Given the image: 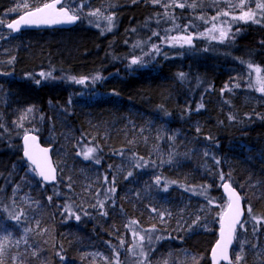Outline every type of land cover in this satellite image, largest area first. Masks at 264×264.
<instances>
[{"label":"trees","instance_id":"16d2710c","mask_svg":"<svg viewBox=\"0 0 264 264\" xmlns=\"http://www.w3.org/2000/svg\"><path fill=\"white\" fill-rule=\"evenodd\" d=\"M50 1L0 0V34L7 37L0 39V239L8 236L3 264H116L117 252L119 264H210L227 204L221 193L225 181L243 195L248 221L247 230L237 232L233 264L236 255L243 257L240 264H264V222L254 234L251 219L264 218V106L253 109L246 103L254 90L241 57L249 53L264 78L263 26L239 22L232 29L244 32L229 46L213 40L209 26L193 18L190 9L162 6L172 0H66L72 14H77L76 1L83 3L82 12L110 7L113 30L102 32L80 14V24L70 30L15 36L6 30L8 22ZM189 1L205 6L207 13L220 3ZM173 20L179 28L168 35L191 34L192 44L161 64L129 67L133 45L160 43V36L148 38L154 31L164 36L174 28ZM8 50L10 56H1ZM50 71L54 80L35 84L40 72ZM101 72L108 78L81 89L82 97L75 95L79 84L62 79L90 80ZM30 131L43 145L54 146L56 185L42 184L22 158L21 138ZM87 147L97 148L99 164L83 159ZM58 151L63 160L55 157ZM141 157L147 167H133ZM157 176L160 185L154 183ZM104 177L107 187L116 189L110 199H105ZM205 189L207 199L199 194ZM25 211L32 212L28 219L9 218ZM131 221L138 224L129 227ZM153 228L149 245L142 230ZM133 230L145 240L133 237ZM134 245L143 246L146 259Z\"/></svg>","mask_w":264,"mask_h":264},{"label":"snow or ice","instance_id":"6c2138e0","mask_svg":"<svg viewBox=\"0 0 264 264\" xmlns=\"http://www.w3.org/2000/svg\"><path fill=\"white\" fill-rule=\"evenodd\" d=\"M153 3H160V0H153ZM252 3L255 4V7L261 11V13H264V3H257L256 0H252ZM58 5H61L60 7H57ZM183 8L185 7L184 3H177L176 0H172V4H168L165 2L162 6L167 9L172 6ZM244 5H245V0H240L239 4L236 5H229V7H236L241 10V14L239 16H231V19L233 21H244L248 22L251 20L253 23H261V20L264 19V15L261 16L260 19L256 18V12L252 11L251 9L248 11H244ZM79 7H83L82 4H78ZM191 7H194V5H190ZM27 7V5H25ZM13 11H16V9H13ZM90 15H96V13H90ZM230 15L229 12L227 11H222L218 12L217 15H214L211 17L212 21H217L219 20L220 16L228 17ZM165 16H168L167 11H165ZM79 17L78 15H72L69 13V8L67 6H63L62 0H52L51 3H45L43 4L42 7H37L34 10L27 11L23 15H21L18 19L14 20L12 23L7 24V27L9 29H13L14 31H19L21 24L24 25H50V24H61V23H72L75 20H77ZM171 19V17H169ZM105 19L108 21V27L107 30H111V22L113 17L108 16L105 17ZM200 19H203V17H200ZM207 22V21H206ZM222 24H228V21L225 20L222 22ZM173 29H167L165 30V35L161 36L159 32H152L151 36L148 38L149 40L152 39V37L160 36V43L156 44L153 42L151 44V50L148 52H144V56H149L150 58L153 56V54H160L161 52V45L167 44L168 46H175L176 44H179L181 47L184 46V44L191 45L193 36L191 34L187 35H173L169 36L168 33L173 31L175 28H179L178 25L174 24L173 20ZM188 26L185 25L184 29L182 31L187 32ZM231 25L229 24V31H230ZM132 31H135V29H132ZM214 31H219V36H213L212 39H219L220 42H224L225 39L228 38V31L224 30L223 27L218 28L216 23L212 24V28L209 29V32H214ZM201 35H204L203 33ZM147 43V41H145ZM141 48L143 51L142 45L139 41L136 42V44L133 45V48ZM243 63V62H242ZM139 64L141 67L144 66L143 62V56L141 57H134L131 59L129 62V67L132 65H137ZM247 67L250 70H253L256 73V85H249V87H256L257 91L264 93V78L260 77L259 73L261 72V68L258 66H253L251 63H248ZM39 78L35 79V84L40 85L44 81L48 80H54L56 77L53 75V72H40L38 74ZM62 79H67L70 80L76 84H85L86 81L89 79L88 77H81L77 78L75 76H70V77H62ZM101 79V76L99 74L95 75L92 77V83H95ZM180 79H184V75L181 73L180 74ZM238 87V85H236ZM225 89L228 91H231V89L227 88V85L225 86ZM70 103V101H69ZM203 107L201 104L198 106L196 109L199 111V108ZM30 112L31 109H28ZM232 119V117H229ZM199 131V129H197ZM24 139V156L27 157V161L31 162V165L35 166L34 168H31L30 170L35 173V175L39 176L42 178V181L47 182V181H55L56 180V175H55V168L52 167V164L50 162V158L47 157V152L48 149H40L39 151L44 154L43 158H39L36 153L33 151L32 147L29 145V141L35 142L37 139L35 136H30L27 133L23 137ZM97 152L96 147H87L85 151H83V159L84 160H94L96 164L100 163V160L98 157L94 156V153ZM81 153H77V155H80ZM207 155V153H205ZM140 160H143V158H139L138 160L133 161V167L140 169L141 167H147V163L141 164ZM170 162V161H169ZM214 163L219 165V160H215L214 158ZM127 176H132V172H128ZM220 180H224V174L221 172L220 173ZM104 182H105V199H110L111 196L115 193L116 189L113 186L112 188H108V178L104 177ZM155 185H160L161 180L160 177L157 176L154 181ZM112 184H115V178H113ZM227 192H228V203L226 205V211L222 209L221 211V218H220V239L217 241L215 247L212 249V260L214 264H220V261H227V264H233L232 258L229 256V246L232 244L237 226L239 225L240 230L246 231L247 229L244 227L246 223H248L247 220L242 221V217L244 215V208L241 205V197L239 193L236 192L235 189L231 187L229 183H223L221 185ZM163 191H167V186L162 189ZM15 192V190H14ZM200 195L205 196L207 199V191L206 189L201 191L199 193ZM99 195V193H97ZM52 197H47L48 201H51ZM208 203H212L211 199H208ZM99 209H103L104 203L103 201H98L97 205ZM64 211H68V216L69 218H74L75 220L79 221L80 220V215L69 211L68 209H64ZM152 212H156V208L151 209ZM247 212L251 216L252 209L251 206H247ZM103 215H107L106 212L102 213ZM161 220L164 218V214L158 213ZM23 215V212H21L19 215L12 216L10 214L9 218L14 219L17 222L21 220V216ZM87 215V213H85ZM252 221H254V226H253V233L255 234L257 231H259L258 225H260L262 222H264V218H258L255 216H251ZM132 224H138V221H131L129 224V227ZM37 226H39V222H37ZM146 235L148 239V244H152L153 237L151 233L155 231V228L153 229H144L142 230ZM132 236L133 237H138L139 241H144L145 240V235H141L139 231L133 230L132 231ZM4 240L8 239V236H5L3 238ZM19 241H17V244ZM123 244V241L120 242ZM134 247H139L140 248V255L143 256L145 259L147 258V253L144 251L142 245H134ZM4 254V244L0 243V257H2ZM36 253L34 252L33 255ZM59 255V253H58ZM119 253H116V264H119L118 261ZM60 259L63 260L64 257L60 256ZM195 260V257H193ZM243 259L241 255H236L235 257V264H240V261ZM0 264H3L2 259H0ZM198 264V262H197Z\"/></svg>","mask_w":264,"mask_h":264},{"label":"rangeland","instance_id":"374dc122","mask_svg":"<svg viewBox=\"0 0 264 264\" xmlns=\"http://www.w3.org/2000/svg\"><path fill=\"white\" fill-rule=\"evenodd\" d=\"M100 1L101 0H97L96 2H100ZM217 1H219L220 3H217L212 8V11L210 9V13L209 12L207 13V11H206L207 8L205 6L202 7L205 10L204 11L203 9H201L200 5H197L194 2L191 3L189 0H186L185 1V8L186 9H190V12H191V15H192L193 18H195L199 22H202L203 24H207L209 26L206 29V31L210 35L211 38L213 36H216V37L219 36V31L209 32V29L212 28V24L213 23H216L217 26H218V28L223 27L224 30L228 31V38L225 39L224 42H220L219 39H213V40H215V41H217L219 43H225V42L229 41L228 42V45L231 46L230 44H232L233 40L235 38L239 37V35L243 34V32H244L242 30V28H237L236 30H233V29H235L233 26L239 24V22H241L243 24H248V23H251L252 21L251 20H249L248 22H244V21H233L231 19V16H239L241 14V10L239 8H236V7H229V5L239 4L240 3V0H217ZM76 2H77V4H82L83 5V3L80 2V1H79V3H78V1H76ZM256 2L257 3H264V0H256ZM190 5H194V7H191ZM76 6H77V10L75 9L76 10V13L77 14H80L83 17L85 23H87L88 25H94V26H96L97 27L96 29H99L102 32L108 31L107 30L108 21L105 19V17L111 16V15H108L107 14V12L110 11V7H103V6H101V7L96 8V9H93L92 7H89V10H87L85 12H82V10H81L82 7H79L78 5H76ZM175 8L176 7L174 5L172 7H169L170 10H174ZM250 9L252 11L256 12V18L257 19H260L261 16L264 15V13H261V11L255 7V4L252 3V0H245V5H244V9L243 10L244 11H248ZM78 10H80V11H78ZM219 10L227 11V12L230 13V15L228 17L220 16L219 17V20L212 21L211 20V17L214 16V15H217L215 13L220 12ZM199 11L202 12V13L204 12L203 15H202L203 19H200V17H198ZM90 13H96V15H90ZM77 14H74V15H77ZM100 16H102L101 18H103L102 21H100ZM208 16H210V17H208ZM225 20L228 21V24H222V22L225 21ZM112 22H113V19H112ZM112 22H111V28H112ZM229 24L231 25L230 31H229ZM255 24H257V23H255ZM258 25H261V26H263L262 28H264V19H262L261 20V23H259ZM111 30H113V29H111ZM173 35H178V34H177V32H175L171 36H173ZM4 38L6 39L7 37H3V35L0 34V39L5 40ZM145 41H147V40L142 41L143 44L145 45L144 47H142L143 48V51L139 47L132 49V51L130 52V54H131L130 58L131 59L134 58V57L138 58V57L143 56V62H151V63H157L158 62L159 64H161V62L163 60H165V59L177 58L181 54V52H182L181 50L183 49V47H181L179 44H176L175 46H168L167 44H165V45H162V47H167L166 49L165 48H161L160 54H153V56L150 58L149 56H144L143 55L144 52H148V51L151 50V44L148 45V41H147V43H145ZM142 42H140V43L143 46ZM185 45L188 46V44H184V46ZM261 45L264 46L263 43H261ZM11 52H12L11 50L4 51V54L1 55V56L8 57V56H10ZM241 57H243V59L246 60L245 63H244V66L247 67L248 63H251L253 65L254 58L251 57V55L249 53H246L245 52L243 54V56H241ZM6 61H8V64L7 65H10L11 66L12 59L6 60ZM253 66L255 67V66H258V65L256 63H254ZM244 74H245V77H247L248 79H250V84L251 85H256V73L253 70H250L249 69ZM99 75L101 76V79L99 81L95 82V83H92V78H91L90 80H87L88 82L85 85L79 84L80 85V88L77 87L75 95L76 96H79V97H82L84 93H83V91H81V89H87L90 85L102 83L103 81H105L108 78V77L105 76V74H102V72L99 73ZM259 75H260V77L263 78L262 71L259 73ZM251 88H252V90H254V92H252L250 94L247 93V95L245 97V100H246L247 105H250L253 109H257V108L263 107L264 106V97H263L264 93H261V92L257 91V88L255 86L254 87H251ZM30 114H31V112H29V115ZM30 116H32V115H30ZM32 122H33V119H30V121L28 122V124L29 123L30 124H33ZM30 132H32V131H30ZM37 132H41V131L37 130ZM50 132H53V131L50 129ZM48 138L49 139H53L54 141H57V138H55V136L54 137L48 136ZM60 142H62V141H60ZM60 152L61 151H58V153L55 154V157L57 158V160H59V159L63 160L64 157H65L64 154L63 153H60ZM53 159H54V157H53ZM54 162H55V160H54ZM55 164H56V167L58 168V165H57L56 162H55ZM24 202L26 204H28L29 201L24 198ZM31 213L32 212H26L25 211L23 213V216L25 217V219H28L31 216ZM74 235L75 234L73 233V234H70L69 236H73V238H74L75 237ZM3 240L4 239H0V243L4 244V246H6V243L3 242ZM8 243L11 244L10 242H8ZM19 247L20 248H23L22 246H19ZM24 253H25V249H23V254ZM16 261L18 262V260H13L12 263H15Z\"/></svg>","mask_w":264,"mask_h":264},{"label":"water","instance_id":"95a60500","mask_svg":"<svg viewBox=\"0 0 264 264\" xmlns=\"http://www.w3.org/2000/svg\"><path fill=\"white\" fill-rule=\"evenodd\" d=\"M65 0H62V2L64 3ZM51 3V2H50ZM61 5H58L57 7H60ZM70 13V12H69ZM71 14V13H70ZM19 18V17H18ZM17 18V19H18ZM16 20V19H15ZM14 21V20H13ZM12 21V22H13ZM80 19L78 18L77 20H75L74 22L72 23H61V24H50V25H39V26H36V25H24V24H21L20 26V30L19 31H14L13 29H9L7 26L6 28L8 30H10L12 33L14 34H18V33H21V32H25V31H45V30H56V29H65V30H68V29H71V28H74L78 23H79ZM10 22V23H12ZM28 135L30 136H35L37 139L35 140V142H32V141H29V145L32 147L33 151L36 153V155L39 157V158H43L44 154L41 153L39 150L40 149H48V152H47V157L50 158V162L52 164V167L55 168V175H56V180L55 181H47V182H44L42 181V178L37 176L38 179L46 186H49V185H55L57 183V180H58V173H57V170H56V167H55V164H54V161H53V158H52V151L54 150L53 147H45L41 144V141H40V138L33 134V133H27ZM24 137V136H23ZM21 139V147H22V158L23 160L29 164L32 168H34L35 166L31 165V162L30 161H27V157L24 156V139ZM225 183H229V182H225ZM230 184V183H229ZM232 187V186H231ZM233 188V187H232ZM235 189V188H233ZM236 190V189H235ZM221 192H222V195L223 197L226 199L227 203H228V192L221 186ZM237 193H239L240 197H241V205L242 207L244 208V215L243 217L241 218L242 221L245 220V217H246V210H245V205H244V202H243V198H242V195L240 194V192L238 190H236ZM226 211V209H225ZM239 229V225L237 226V229H236V233H235V236H234V239H233V242L232 244L229 246V256L232 258V249L234 248V245H235V237H236V234H237V231ZM220 239V226H219V232H218V239L217 241ZM216 241V243H217ZM216 243L214 244V246L212 247V249L215 247ZM212 249L209 253V262L210 264H214L213 260H212ZM220 264H227V261H223L221 260L220 261Z\"/></svg>","mask_w":264,"mask_h":264}]
</instances>
